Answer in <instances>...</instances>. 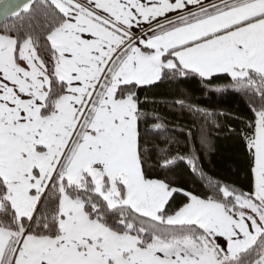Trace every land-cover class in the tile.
I'll use <instances>...</instances> for the list:
<instances>
[{
	"label": "snow or ice",
	"instance_id": "snow-or-ice-1",
	"mask_svg": "<svg viewBox=\"0 0 264 264\" xmlns=\"http://www.w3.org/2000/svg\"><path fill=\"white\" fill-rule=\"evenodd\" d=\"M0 264H264V0H0Z\"/></svg>",
	"mask_w": 264,
	"mask_h": 264
},
{
	"label": "trees",
	"instance_id": "trees-1",
	"mask_svg": "<svg viewBox=\"0 0 264 264\" xmlns=\"http://www.w3.org/2000/svg\"><path fill=\"white\" fill-rule=\"evenodd\" d=\"M213 104L218 106L220 110H228L232 113H239L244 111L243 102L234 96H224L222 98H213L211 101ZM214 143L216 145V153L210 156L212 160V167L214 170L225 169V165L228 163L229 157L234 152L235 141L232 139L224 138L223 134H221L219 139H215Z\"/></svg>",
	"mask_w": 264,
	"mask_h": 264
}]
</instances>
